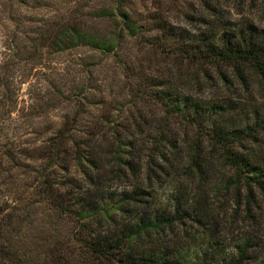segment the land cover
I'll return each instance as SVG.
<instances>
[{
	"label": "rangeland",
	"instance_id": "obj_1",
	"mask_svg": "<svg viewBox=\"0 0 264 264\" xmlns=\"http://www.w3.org/2000/svg\"><path fill=\"white\" fill-rule=\"evenodd\" d=\"M118 1L136 25L138 34L123 37L115 52L102 53L85 46L51 50L45 46L47 41L43 46L38 45V31L47 30L45 33L51 35L65 23L82 24L96 32L116 31L119 21L100 18L96 11L111 8ZM226 20L249 21L264 27V6L259 0H0V71L4 67L6 75L11 76L14 99L10 115L1 116L0 147L31 150L42 144L48 125L60 121L65 113L71 115L77 110L81 117L80 129L83 122L89 127L94 120L102 131L109 133L112 127L122 142L133 144L130 152L138 163L137 170L130 173L122 169L119 176L106 170L96 177L95 183L105 198L106 193H113L107 198L113 204L123 190H132L137 185L148 190L149 207L144 215L153 220L162 211L169 222L160 221V228L150 231L145 245L176 247L182 259L191 260L216 244L219 258L228 260L237 257L235 245L246 243L240 264H258L264 253V205L258 192L251 188V196L246 200L242 185L238 184L236 191L226 185L230 172L223 167L218 153L207 146L201 130L171 117L167 121L152 96L142 98L138 90L124 91L127 81L120 75L122 62L134 63L141 73L163 79L202 100H240L247 109L263 107L264 81L258 84L250 79L249 85H244L223 65L184 64L175 56L174 44L181 40L169 44V40L157 39L158 27H166L164 31L176 39L179 35L194 36L212 22ZM220 72L229 82L220 78ZM72 79H76V84L90 79L91 88L85 90L83 98L77 95L52 106V101L47 100L50 92L54 88L65 91ZM103 115L115 122L112 125L104 122ZM158 136L163 138L162 142H156ZM254 137L261 141L256 144L249 139L240 149L261 160L264 132L255 133ZM193 145H196L195 151H192ZM192 159L202 162L199 169L190 166L188 162ZM26 161L31 167L38 163L36 159ZM2 175L0 183L8 187L7 179L14 178ZM68 177L75 182L80 180L79 172L72 167ZM14 181L24 183V187L25 183H33V173L19 174ZM3 189L0 197L5 198L7 188ZM235 192L239 194L238 199L234 198ZM119 212L112 210V220L100 224L89 222L88 226L99 233L120 235L122 225L137 220L142 214L137 208L126 214ZM29 214L27 217L33 223L24 224L27 236L46 231V226L51 229L54 226L57 232L75 229L72 224L53 225L37 204L32 205ZM18 241L16 247L20 251L29 249L41 253L44 246L41 242L31 243L28 238ZM34 262L42 263V259Z\"/></svg>",
	"mask_w": 264,
	"mask_h": 264
},
{
	"label": "trees",
	"instance_id": "obj_2",
	"mask_svg": "<svg viewBox=\"0 0 264 264\" xmlns=\"http://www.w3.org/2000/svg\"><path fill=\"white\" fill-rule=\"evenodd\" d=\"M259 2L264 6V0ZM96 15L100 18L117 19V30L96 32L82 24L65 23L51 35L45 33L47 30L38 33L36 30L38 45L43 46L47 41L45 46L51 50L63 51L85 46L102 53H113L123 37L138 34L136 25L130 20L120 1L111 8L98 9ZM158 30L160 35L157 39L161 42L169 40V44H172L181 40L174 44L177 49L175 56L184 64L223 65L244 85H249L250 79L258 84L264 81V27L249 21L233 23L226 20L212 22L194 36L179 35L176 39L171 37V33L164 31L166 27H158ZM2 68L0 109L3 110L0 111V120L2 115H10L13 109L11 103L14 102H11L14 100L11 76L6 75L5 68ZM139 68L134 63L122 62L120 75L127 81L124 83V91L128 90L130 93L134 89L140 92L142 98L152 96L160 104L162 116L167 121L171 117L200 129L207 146L218 153L223 167L230 172L226 185L234 187L235 191L238 184L242 185L247 193L246 200L251 196L253 188L264 205V158L258 160L240 149L241 144L249 139L256 144L261 141L254 139V136L255 133L264 132V106L247 109L240 100H202L180 91L163 79L141 73ZM219 74L223 81L229 82L222 72ZM182 77L185 81V77ZM75 81L76 79H72L65 91L54 88L50 92L47 100L52 101V106L59 101H69L77 95L83 98L85 90L91 88L90 79L82 84H76ZM129 85H133V88H128ZM102 117L104 122H110L111 125L115 122L105 115ZM80 118L77 110L71 115L65 113L60 121L48 125V134L42 144L31 150L16 146L0 147V180L3 173L14 178L7 179L8 187L5 183H0V191L7 188V197H0V264H35L34 261L38 258L42 259V263L38 264H240L246 243L235 245L238 249L237 257L228 260L219 258L220 250L216 244L209 246L207 251L197 253L191 260L182 259L176 247L145 245L150 231L160 228V221L169 222L162 211L153 220L144 215L149 207V199L146 197L150 195L148 190L140 185L129 191L123 190L115 201L116 204H113L107 201L113 193H106L105 198L95 183L96 177L106 170L117 173L118 176L122 169H128L130 173L137 170L138 163L130 152L133 144L129 141L122 142L121 138L116 137V130L112 132V127L109 133L107 130L102 131L94 120L89 127L83 122V128L80 129ZM162 141L163 138L158 136L156 142ZM108 146L110 150H107ZM195 149L196 145H193L192 151ZM105 155L108 156L107 161L104 160ZM28 159H36L37 166L31 167L26 161ZM188 163L197 169L202 165V162L193 159ZM71 167L80 174L78 182L68 177ZM28 172L33 173V183H25L23 187L24 183L14 181L19 174L26 175ZM238 197L239 194L235 192L234 198ZM33 204L46 212L53 225L57 222L68 226L72 224L75 229L72 232L67 228L57 232L54 226L52 229L46 226V231H40L39 234L31 235L32 237L25 235L24 230L28 229L24 224L33 223L28 219ZM136 208L142 214L137 220L122 225L120 235L113 232L109 235L99 233L88 226L89 222L100 224L112 220V210L126 214ZM24 238L30 239L34 244L43 243L41 253L36 250L39 254L35 256L36 252L29 249L20 251L16 245H19V239ZM258 264H264V253Z\"/></svg>",
	"mask_w": 264,
	"mask_h": 264
}]
</instances>
